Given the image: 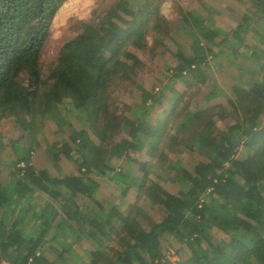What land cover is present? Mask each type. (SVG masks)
Listing matches in <instances>:
<instances>
[{
	"label": "trees",
	"instance_id": "trees-1",
	"mask_svg": "<svg viewBox=\"0 0 264 264\" xmlns=\"http://www.w3.org/2000/svg\"><path fill=\"white\" fill-rule=\"evenodd\" d=\"M66 1L0 0V120L21 131L10 143L15 159L7 157L0 166V264H264V0H251L230 39L218 45L210 42V26L200 30L201 47H179L172 54L174 65L164 63L175 81L149 96L140 92L138 103L126 104V111L120 109L118 88L136 84L138 52L149 39L154 48L164 44L163 1L112 0L46 62L52 24ZM180 18L194 29V15ZM251 36L255 45L249 44ZM247 51L258 67L228 91L205 75L209 63L221 74L219 59L237 64ZM185 81L190 82L185 91L173 94ZM164 105L160 118L153 117ZM128 110L137 118L134 123L124 119ZM80 114L87 130L78 131L71 122ZM41 121L70 130L68 149L51 144L46 150L60 172L54 178L32 163L31 137ZM147 139L151 145L145 150ZM166 140L171 151L201 158L187 164L173 160L162 149ZM6 148L0 139V157ZM114 148L141 173L126 175L122 195L135 185L141 200L162 202L161 218L148 227V215L138 204L82 212L79 200L94 198L100 188L96 178L117 172ZM144 150L149 162L140 159ZM62 155L80 175L62 173ZM3 171L10 175L6 184ZM161 182L180 193L167 191ZM53 189L66 192L68 200L55 197ZM44 194L60 204L61 213ZM59 214L74 243L61 238L59 227L46 239ZM213 228L225 237L215 238ZM175 244L186 245L188 253L173 261L169 248ZM81 245L87 247V260L77 251Z\"/></svg>",
	"mask_w": 264,
	"mask_h": 264
},
{
	"label": "rangeland",
	"instance_id": "rangeland-1",
	"mask_svg": "<svg viewBox=\"0 0 264 264\" xmlns=\"http://www.w3.org/2000/svg\"><path fill=\"white\" fill-rule=\"evenodd\" d=\"M112 0H67L65 4L59 10L51 28V38L45 48L44 60L50 62L55 59L61 48L74 39L77 35L80 24L83 22H92L98 18L102 11L107 7V5ZM141 1V0H137ZM144 1V0H142ZM162 16L167 22V26H164L165 33L163 35L164 44L154 48L152 47L153 40L149 39V46L146 47L143 52H138L141 65L138 68L136 84L126 89V86H120L119 92L123 94V102L120 104L121 110H127L125 105L130 104L135 106L138 102L139 93L144 92L147 96L151 95L152 92L162 90L172 84L173 77L170 71H167L164 63L168 61L169 65H174L172 59V54L177 51L179 47L188 51L196 50L201 47L203 39L198 33L204 28L210 26V42L214 44H219L220 42L230 39L231 32L241 23L243 16L248 13V9L251 7V0H162ZM183 13H191L196 18V21L192 25L194 29L187 27L181 20V15ZM209 30V29H208ZM232 41V40H231ZM249 44L255 45L256 39L254 36L249 37ZM154 44V43H153ZM207 46V45H206ZM252 51H247L243 53L240 59H237V64L223 62L224 70L220 72L217 68V64L214 62L209 63V67L204 70L205 75L211 81H216L223 85L225 91L229 90V87L237 82L242 76L245 78L249 77L258 67L256 63L251 61L249 57ZM217 61V62H218ZM241 64L240 70H238L237 65ZM248 71L249 73L243 74V72ZM241 72L243 75H240ZM247 75V76H246ZM250 78V77H249ZM240 81V80H239ZM190 82H180L176 84L173 88V94L176 96L181 95L187 88ZM154 90V91H152ZM137 102V103H135ZM165 107L158 106V108L153 112V117H158L161 110ZM141 110V107L139 108ZM133 110V109H131ZM131 110L125 112V121L135 122L136 116L133 115ZM160 118V117H158ZM71 122L78 131L87 130V121L83 114H80V118H71ZM128 131V127L125 126L124 132ZM216 134H220L219 131ZM21 135L20 129L16 128L11 122L7 120H0V139L3 144L7 145L5 149L4 156L0 157L1 168L6 162L7 157L15 159V154L10 148L11 141L17 140ZM91 135V134H89ZM70 130L68 127L63 129L54 125L50 122H39L37 133L34 134L32 138V147L34 149L32 163L37 167L39 171L50 175L52 178L59 175V170L53 166L47 155V148L49 145H56L58 150H66L70 147ZM92 140L96 139L91 135ZM147 139L145 143V150L151 145ZM162 149L165 150L170 157L175 161H181L183 164L191 163L193 159H197L199 156L194 152H189L183 150L171 151L170 141L166 140ZM145 150L140 154V159L145 162H149L151 159L146 154ZM114 156L120 158L119 162L115 165L117 172L122 170L123 176L116 175L112 173L110 177H97L96 180L100 184V188L97 194L92 199L82 198L79 200L82 212L84 215H89L96 212L99 208H104L107 211L111 209L113 204L123 205L125 207L129 205H140L144 208L148 217L145 219V226H150L151 220L158 221L163 213L162 202H153L150 199H140L139 188L135 185L130 188L128 193L123 196L122 193L128 185V177L126 175L140 176L141 173L138 170L136 164H129L127 159L122 156V153L118 148H114L112 151ZM134 156V155H132ZM59 166L63 174L65 175H80L77 171L74 163L66 159L64 155L60 156ZM201 158V157H199ZM1 180L3 183H8L10 180V175L7 171H3L1 174ZM167 191L171 193H180V188L176 187L171 183H162ZM59 193H55L52 190L53 195L64 201L68 200V194L63 190H59ZM62 194V195H61ZM44 197H47L45 194ZM49 202L57 207V212L61 213L58 209L60 204L50 197L46 198ZM52 214V213H51ZM54 214V213H53ZM63 215L59 214L54 223L51 224L52 227L48 230L46 234V239H50L56 228L61 230V238L65 237L70 243H74L75 237L72 235L71 231L67 228V224L62 223ZM120 228V224L117 223V229ZM119 231V230H118ZM210 233L217 239H222L225 235L219 231L217 228H213ZM63 238V239H65ZM88 246V245H87ZM77 247V246H76ZM85 245L77 247L78 253L87 260V255L85 252ZM89 247V246H88ZM87 248V247H86ZM170 257L175 261L180 257H185L188 253L186 245L175 244L174 248H169ZM49 257H54L53 253L48 252Z\"/></svg>",
	"mask_w": 264,
	"mask_h": 264
},
{
	"label": "built area",
	"instance_id": "built-area-1",
	"mask_svg": "<svg viewBox=\"0 0 264 264\" xmlns=\"http://www.w3.org/2000/svg\"><path fill=\"white\" fill-rule=\"evenodd\" d=\"M2 264H7V263H2Z\"/></svg>",
	"mask_w": 264,
	"mask_h": 264
}]
</instances>
